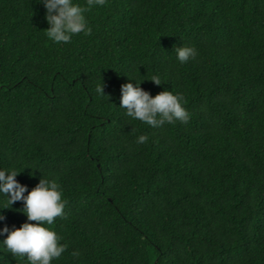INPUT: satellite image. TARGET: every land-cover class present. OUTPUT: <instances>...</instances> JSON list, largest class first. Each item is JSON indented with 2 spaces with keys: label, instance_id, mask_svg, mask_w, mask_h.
Listing matches in <instances>:
<instances>
[{
  "label": "trees",
  "instance_id": "trees-1",
  "mask_svg": "<svg viewBox=\"0 0 264 264\" xmlns=\"http://www.w3.org/2000/svg\"><path fill=\"white\" fill-rule=\"evenodd\" d=\"M44 16L0 0V168L28 190L41 174L61 185L49 227L68 249L52 264H264V0H106L67 44ZM181 44L195 60L177 62ZM128 78L182 94L188 122L126 116ZM0 264L27 261L0 250Z\"/></svg>",
  "mask_w": 264,
  "mask_h": 264
},
{
  "label": "clouds",
  "instance_id": "clouds-1",
  "mask_svg": "<svg viewBox=\"0 0 264 264\" xmlns=\"http://www.w3.org/2000/svg\"><path fill=\"white\" fill-rule=\"evenodd\" d=\"M36 2L45 9L44 20L48 26L44 30L46 37L53 43L67 44L75 35L91 33L86 13L94 7L103 6L106 0H86L85 4L78 0ZM173 51L181 65L195 60L198 55L197 49L190 45L181 44ZM128 80L119 89V108L124 110L126 116L154 128L175 121L188 122L190 114L184 107L182 94L165 89L152 96L140 87V82ZM150 81L160 85L159 75H152ZM95 90L103 95L102 82L97 84ZM147 139L141 134L134 142L143 144ZM19 173L15 167L0 168V212L10 209L16 202H22L20 211L26 217L18 228L14 225L9 228L7 224L0 228V237H4L0 240V250L13 257L26 258L27 264H52L68 249V244L62 242L63 237L49 227L55 218L64 216L63 189L56 179L45 178L41 174L39 182L28 190L26 185L15 179ZM3 221L5 217L0 214V222ZM71 255L78 257L80 252L74 250Z\"/></svg>",
  "mask_w": 264,
  "mask_h": 264
}]
</instances>
